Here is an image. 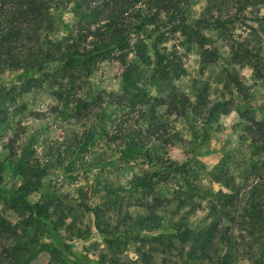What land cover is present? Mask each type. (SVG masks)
Listing matches in <instances>:
<instances>
[{
	"label": "rangeland",
	"instance_id": "rangeland-1",
	"mask_svg": "<svg viewBox=\"0 0 264 264\" xmlns=\"http://www.w3.org/2000/svg\"><path fill=\"white\" fill-rule=\"evenodd\" d=\"M204 4V0L185 4L187 28H194ZM140 7L144 9V5ZM47 22L51 29L45 35L62 38L66 32L63 25L70 30L73 17L61 9ZM244 23L235 25L231 38L245 42L253 39L250 27L257 28L256 24L249 19ZM174 27L153 30L144 26L130 33L125 46L98 62L86 77L74 75L76 72L66 74L58 64L44 69L51 73L49 78L42 72L20 68L0 74V101L4 100L7 113L0 125L3 195L7 197L24 182L11 165L25 159L26 165L36 164L45 175L38 190L25 199L39 204L40 197L49 196L59 201L57 209L72 208L55 230L67 250L59 248L44 232L25 228L28 234H36L37 242V251L28 264H79L78 258L90 264H142L141 253L151 256V264H162V259L163 264H176L179 261L171 244L178 246L179 239L169 225L174 219L169 215L173 205L158 208L153 198L163 201L179 187L230 193L215 183V167V174L228 173L234 187L264 181V153L254 154L248 147L252 134L247 130L263 119L264 78L251 66L234 63L228 42L212 28L201 31L210 44L186 46L181 44L180 29ZM160 33L163 41L159 43ZM122 54L124 65L119 61ZM259 56L264 64V39ZM125 65L140 71L139 87L147 97L164 101L156 111L163 116L167 130L174 133L167 143L144 150L146 154L129 153L115 135L118 117L124 118L130 108H116L108 98L121 95ZM229 74L240 84V91L230 82ZM33 79L38 82L28 87L26 82ZM193 110L197 112L191 116ZM178 111L181 117H175ZM105 190L112 196L101 207L100 227L106 232H100L88 209L102 202ZM204 195L208 198L210 194ZM206 198L198 200L200 209L188 219L190 229L206 221ZM146 204L157 208L152 217ZM0 219L14 237L23 234L17 214L2 203ZM220 222L228 225L227 221ZM231 232L236 236L238 231L233 228ZM220 249L218 255L225 247Z\"/></svg>",
	"mask_w": 264,
	"mask_h": 264
},
{
	"label": "trees",
	"instance_id": "trees-1",
	"mask_svg": "<svg viewBox=\"0 0 264 264\" xmlns=\"http://www.w3.org/2000/svg\"><path fill=\"white\" fill-rule=\"evenodd\" d=\"M188 1L0 0V74L9 68H20L29 73L42 72L43 77L49 78L52 77L51 73L44 69L58 64L66 74L76 72L74 75L80 73L86 77L112 51L118 48L121 50L130 33L144 26H152L153 30L175 26L174 29L178 27L184 39L181 44L186 46L205 42L210 44L201 31L212 28L228 42L229 54L234 63L249 65L257 76L264 78V64L259 56L264 39V0H204V7L193 22L194 28L186 27L185 4ZM138 4L139 7H136ZM140 5H144V9ZM61 9H67L71 13L72 27L69 30L68 26L63 25L65 36L49 39L45 35L51 29L47 21L55 19L56 11ZM246 19L256 24L257 28L250 27L253 39L245 42L231 38L235 25L245 24ZM157 38L159 43L162 42V33ZM124 57L125 54L119 57L122 65L126 63ZM229 75L230 82L238 85L240 91V84L232 74ZM36 82L37 79H33L26 84L32 87ZM140 83V71L134 66L125 65L120 80L121 95L108 98V103L116 108H130L124 118L118 117L115 126V135L124 142V148L129 153L149 150L153 146L155 148L167 143L174 135L167 130L162 121L163 116H158L156 111L164 101L161 98L147 97L143 88L139 87ZM99 100L101 99L97 96L98 104ZM3 103L4 100L0 101V125L5 123L7 117ZM197 110H193L190 115L196 114L194 112ZM262 110L263 119L258 126L247 127L252 134L248 147L259 155L264 153V101ZM181 116L180 112L175 113V117ZM121 154L124 156L125 152L122 151ZM11 166L23 177L24 182L18 189L9 191L7 197L0 187V203L17 214L23 234L14 237L0 219V264H28L33 258L37 251L36 234H28L25 229L27 227L44 232L59 248L67 250V245L58 241L55 230L72 208L67 206L64 211L57 209L59 201L49 196L40 197L39 204H30L25 197L38 190L40 181L45 176L44 172L36 164L26 165L25 159L13 162ZM216 169L217 167L212 170L215 183L230 190V193L219 190L213 193L203 192L199 188L192 191L179 187L170 198L163 201L153 198L159 204L158 208L162 206L167 209V206L173 205V210L170 208L173 213L169 215L171 220L172 217L174 219L169 221V225L179 239V242L176 241L178 246L171 244L177 253L176 259L179 262L176 264H232L242 260L249 264H264V181L249 183L242 188L234 187L228 173L215 174ZM204 193H209V197L206 198ZM111 196L105 190L102 202L88 209L94 216V227L100 232H106L105 228L100 227L103 213L101 207L104 202H110ZM204 198L207 207L206 223L203 221L190 229L188 219L196 209H200L198 200ZM145 207L151 217L157 211L155 205L146 204ZM180 210L181 214L177 215ZM220 221H227L228 225H223ZM233 228L238 231L236 236L231 232ZM31 242L34 244L30 245ZM220 246L225 249L218 255ZM67 254L71 255L70 252ZM140 256L142 264H151L148 253H141ZM78 262L90 264L79 258ZM164 262L162 259V264Z\"/></svg>",
	"mask_w": 264,
	"mask_h": 264
}]
</instances>
